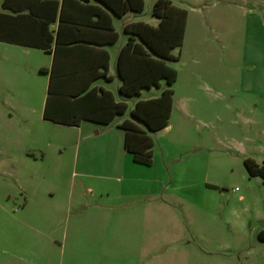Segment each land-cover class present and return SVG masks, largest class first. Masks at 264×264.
Returning <instances> with one entry per match:
<instances>
[{
    "label": "rangeland",
    "instance_id": "rangeland-1",
    "mask_svg": "<svg viewBox=\"0 0 264 264\" xmlns=\"http://www.w3.org/2000/svg\"><path fill=\"white\" fill-rule=\"evenodd\" d=\"M148 4L139 19L149 21ZM219 48L204 56L202 70L200 57L188 46L179 61L168 62L177 71L171 127L147 132L152 157L150 165L139 163L138 186L125 175L122 181L83 177L77 145L87 140L73 128L40 119L42 85L39 90L35 83L43 76L38 77L34 62L41 53L0 42V264H78L76 252L135 234L139 264H220L216 256L227 264H264V241L256 237L264 229V179L249 174L242 161L250 157L259 163L264 157V97L254 111L249 109L253 97L232 89L243 68L240 56ZM21 74L33 82L25 104L14 88ZM116 82L108 86L115 97ZM126 103L113 120L130 119ZM236 105L242 109L238 114ZM148 177L154 190L145 182ZM98 182L110 194L139 191L134 203L116 202L139 206V231L112 230L110 217L119 221L121 211L110 216L96 210L97 202L109 204L94 195ZM208 212H214V220ZM72 223L89 225L75 233ZM87 241L90 246L83 244Z\"/></svg>",
    "mask_w": 264,
    "mask_h": 264
},
{
    "label": "crops",
    "instance_id": "crops-1",
    "mask_svg": "<svg viewBox=\"0 0 264 264\" xmlns=\"http://www.w3.org/2000/svg\"><path fill=\"white\" fill-rule=\"evenodd\" d=\"M51 1L55 2V7H53ZM154 1L142 0V6L139 10L137 8L138 0H129L130 5L124 0H23L22 9L12 11L11 7L21 6V0H0V14L8 16L24 14V37H27L28 33L31 32L32 23L45 21H48L47 31L51 36L48 51L14 43L0 42L41 53L36 54L37 60L34 62L38 70V77L43 76V78L36 79L37 83H35L39 85V90L40 85H42L41 113L51 70L58 78L55 81L56 89L66 94H71L78 87L83 86L96 71L100 72L102 70L100 65L105 59L107 62L105 76L107 78L97 77L89 83V86H94L97 90L109 91L114 101H124L126 107V102L130 101V110L137 100L157 97L164 88V82L161 80L157 88L151 86L147 89H141L136 96L127 98L121 96L118 92L121 80L116 73V57L120 48L129 37V33L124 30V26L142 22L156 27L159 18L150 14ZM168 1L172 6L185 11L183 36L177 51V60L179 61L181 58L183 47L186 48V46L200 57L198 61L199 70L205 68L203 64L204 56L211 52H216L218 46L225 50L227 54L234 52L235 55H239L243 68L240 69L239 76L236 79L237 86L232 89L236 92H243L248 97H253L251 98L252 105H249V109L254 111L255 107L258 106L259 100L264 97V0ZM148 2L150 18L149 21H144L139 19V17L142 14L145 3L147 4ZM29 12L31 14L34 12L35 15L32 16ZM151 20L154 21V25L150 23ZM134 38L135 42H138V39ZM231 44L234 47H231ZM175 50L172 51L173 55H176ZM173 69L176 71L175 68ZM20 76L22 81L15 84L14 88H19L17 100L25 104L29 102L33 95V82L29 79L26 80L23 74ZM115 78L117 81L115 85L116 97L108 88ZM221 84H224V82ZM230 85L232 87V84ZM143 90L147 91L144 96L142 95ZM17 91L18 89L13 90L14 94L12 95L17 94ZM174 93L173 87L172 95ZM172 104L173 98L171 108ZM228 107L230 108V105ZM184 110L188 111L186 104L184 105ZM241 111L242 109L239 105L234 107L236 114ZM21 113L22 117L25 118L26 112L22 110ZM41 113L39 114L41 121L73 128L79 139L87 140L83 144L78 143L77 145L78 149H81L79 167L85 171V173H82L83 177L91 178L95 181L108 180L109 178L122 181L125 175L127 181H135L139 186V163L134 162L130 158L131 153L124 147L126 133L118 127V124L127 118L115 121L113 120L116 117L115 115L108 124L81 120L78 125L73 126L44 120ZM247 119L252 122V118ZM128 120H131V118ZM170 127L171 125L167 121V125L162 129ZM146 134L148 135V133ZM84 151L86 154H84ZM76 155H74V162ZM246 158L251 159L250 157L243 159ZM251 160L255 164L260 165L264 161V157L261 158L259 163L253 159ZM75 164H77V161ZM79 175L81 176V174ZM152 181L150 177L145 179L150 189L154 190L152 189ZM86 183L90 182L87 181ZM98 183L100 184V189L94 195L97 198H104L109 204L97 202L98 209L96 210L102 214L109 212L110 216L116 209H119L117 210L118 212L121 211L120 216L122 218L119 221L110 217L112 230H121V227H123L126 231H139V206L125 208V204L127 206L130 205L127 203H119L116 206L117 200L121 199H129L132 203L136 202L139 199V191L120 190L110 194L102 189L104 182ZM136 189L139 190V188ZM155 192L148 191L147 194L154 195L159 193L158 190ZM161 203L166 207L170 204L164 200ZM210 210L213 211V209ZM208 213L214 220V212ZM78 217L79 214H76L75 218ZM121 221L125 224L121 223ZM88 225L72 223L70 228L75 233H78L84 227H88ZM86 235H90V231ZM128 235L123 233V236ZM111 238L110 240L97 242L95 246L93 245V247L87 248L83 252H76L74 260H77L78 264H139V234L130 235L129 238L122 240L113 239L115 237ZM87 239L90 238L87 237ZM90 243L92 242H83V244H88V246H90ZM77 245L78 242L74 241V246ZM208 254L212 253L208 251L206 255ZM31 256L33 257L34 255ZM216 257L220 264H227L223 258Z\"/></svg>",
    "mask_w": 264,
    "mask_h": 264
},
{
    "label": "trees",
    "instance_id": "trees-1",
    "mask_svg": "<svg viewBox=\"0 0 264 264\" xmlns=\"http://www.w3.org/2000/svg\"><path fill=\"white\" fill-rule=\"evenodd\" d=\"M124 1L130 5L129 0ZM21 2V6L11 7V10L22 9L23 0ZM51 3L55 7V2ZM141 6L142 0H138L137 8L140 10ZM150 14L159 18L156 27L142 22L124 26L129 37L116 57V73L121 80L118 92L121 96H136L141 89L151 86L157 88L159 81L164 82V88L157 97L137 100L129 110L131 120L124 119L118 124L126 133L125 149L131 153L134 162L143 165L151 163L152 140L146 133L155 132L167 125L171 110L172 85L176 78V71L167 62L178 59L177 54L173 55L172 51L181 45L185 19V11L172 6L168 0H155ZM31 15L34 16V12ZM23 22L22 13L14 16L0 14V41L48 51L51 41L47 31L48 21L32 23L31 32L27 37H24ZM134 37L138 42H135ZM106 64L105 59L100 65L102 70L96 71L83 86L71 94L56 89L55 81L58 78L51 70L42 118L53 123L73 126L78 125L81 120L108 124L115 115L124 113V101H114L109 91L89 86L97 77L107 78ZM243 163L249 174H257L264 179V161L257 165L246 158ZM256 237L264 241V229L259 230Z\"/></svg>",
    "mask_w": 264,
    "mask_h": 264
}]
</instances>
